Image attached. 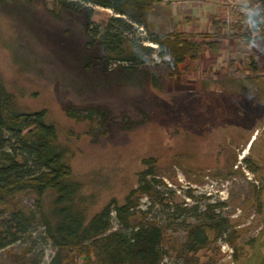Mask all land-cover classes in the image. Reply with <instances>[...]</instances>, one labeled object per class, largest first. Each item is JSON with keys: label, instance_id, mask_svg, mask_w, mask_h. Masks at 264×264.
Returning a JSON list of instances; mask_svg holds the SVG:
<instances>
[{"label": "rangeland", "instance_id": "obj_1", "mask_svg": "<svg viewBox=\"0 0 264 264\" xmlns=\"http://www.w3.org/2000/svg\"><path fill=\"white\" fill-rule=\"evenodd\" d=\"M52 2L0 0V78L23 110H45L56 127L55 144L66 150L63 163L79 185L74 205L86 222L110 201L122 205L147 168L142 161L151 159L154 196L139 198L129 224L163 229L159 264H264V71L254 53L255 39L264 43V0H158L147 29L132 25L128 33L152 50L147 60L168 57L149 41L153 35L220 42L215 51L202 45L198 59L183 62L163 87L137 76L122 82L116 61L102 75L86 62L99 57L89 37L119 16L94 8L87 31L84 16L51 14ZM69 106L106 109L108 135L95 130L93 142L84 135L88 121L65 117ZM4 150L21 164L10 134ZM54 196L42 200L46 214ZM35 200L23 191L0 205V231L11 223V208L28 215ZM195 226H202L206 244L191 254L184 247ZM109 227L124 231L113 215ZM17 237L0 251V264H28L39 253L40 264H48L55 254L39 220ZM62 264L82 259L71 250Z\"/></svg>", "mask_w": 264, "mask_h": 264}, {"label": "trees", "instance_id": "obj_2", "mask_svg": "<svg viewBox=\"0 0 264 264\" xmlns=\"http://www.w3.org/2000/svg\"><path fill=\"white\" fill-rule=\"evenodd\" d=\"M157 3L158 0H53L49 12L84 16L87 31L95 13L94 8L109 10L119 16L110 18L97 38L89 37L88 48L96 46L99 57H86V62L96 67V71L102 75L107 73L106 67L116 61L118 65L113 71L118 74V78L121 76L122 82L129 76H137L153 87H163L179 76V66L183 62H195L198 59L202 45L215 51L220 47V42H196L183 34L153 35L149 41L159 49H165L168 57L158 62L147 60L152 50L129 38L128 33L132 25L147 29ZM259 39H255L254 53L258 66L264 71V43H258ZM86 111L87 114H84ZM89 111H96L98 120L93 119ZM46 115L45 110H23L16 96L7 91L0 78V205H7V199L23 191H30L36 197L34 210L28 215L10 209L11 223L0 231L7 239L5 243L0 242V251L17 242V235L26 233L29 226L39 220L45 237L55 250L48 264H62L71 250L82 259V264H159L162 259L163 229L153 222L136 226L129 224L139 198L154 196V187L148 180L154 175L151 159L142 161L147 168L138 174L137 186L128 192L122 205L117 206L114 201H110L86 222L83 212L74 205L79 185L71 181V170L63 163L66 150L59 149L55 144L56 127L46 122ZM64 115L77 124L88 121L89 132L84 135L93 136L95 130L99 131V135H108L110 118L106 109L69 106ZM5 134L12 135L16 140L23 155L21 164L17 163L15 156L5 152ZM92 141H97L96 136L92 137ZM28 163L31 169L27 167ZM48 193L55 196L46 214L42 200ZM3 213L0 209V216ZM111 215L123 232L110 231ZM201 230L202 226H195L188 231L184 251L193 254L205 246L206 239ZM41 258L39 253L37 257L25 259L24 262L40 264Z\"/></svg>", "mask_w": 264, "mask_h": 264}]
</instances>
